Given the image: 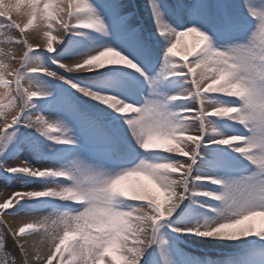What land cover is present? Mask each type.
Instances as JSON below:
<instances>
[{"label":"snow or ice","instance_id":"obj_1","mask_svg":"<svg viewBox=\"0 0 264 264\" xmlns=\"http://www.w3.org/2000/svg\"><path fill=\"white\" fill-rule=\"evenodd\" d=\"M26 4L23 24L0 9V180L20 179L24 187L40 181L43 188L12 192L0 203V217L46 215L18 229L0 218V264H118V258L123 264H175L166 230L211 239L264 238V227L245 223L264 217V10L251 0H179L175 6L149 0L154 44L120 6H113L109 19L91 0ZM81 29L108 40L79 59L56 57L53 63L68 74L91 72L87 84L48 68L40 51L55 53L69 33L84 35ZM189 36L199 37L201 46L177 52ZM117 65L141 72L143 81L112 67ZM42 76L76 91L34 83ZM163 81L176 91H162ZM237 85L244 91L233 94ZM176 101L184 103L174 109ZM223 118L232 123L222 132ZM22 128L32 132L25 135ZM156 137L170 146L147 147ZM13 143L12 162L19 163L5 158ZM20 150L53 163L37 167ZM138 175L159 194L122 186ZM32 200L39 205L24 203ZM186 200L216 215L202 223L172 220ZM102 212L123 223L104 227L108 216ZM9 239L16 254L8 250ZM154 246L159 257L149 253ZM249 264H264V255Z\"/></svg>","mask_w":264,"mask_h":264},{"label":"bare ground","instance_id":"obj_2","mask_svg":"<svg viewBox=\"0 0 264 264\" xmlns=\"http://www.w3.org/2000/svg\"><path fill=\"white\" fill-rule=\"evenodd\" d=\"M138 4L140 3L141 7V11H142V16L144 18V22L147 25V27L149 28L150 32H144V36L147 35L146 33H149V40L152 41L154 44L156 43V40L154 39L156 36H158V33L156 32V26L155 23L153 22L152 19V15H151V9L149 6V0H137ZM92 2V0H91ZM160 2L162 4L166 3L169 5H173L171 3V0H160ZM179 0H176V3L178 4ZM239 0H233V3L236 4L238 3ZM98 9L101 10V12L108 17L109 19L111 18V13H112V9L113 6H120L123 8V11L125 12V14L130 10H131V4L128 0H103V1H98V2H92ZM174 6V5H173ZM254 8H256L257 10H264V5H255L253 6ZM174 11L173 14H171L169 16V19L172 20L173 23L176 22V20L173 18L174 17ZM131 24L133 26H137L138 23L132 19L131 20ZM76 35H73L72 33H69L67 36H65L63 43L59 46V48L57 49V51L55 53H52L54 56L60 57L61 59L64 60H73V59H79L81 58V56H86L88 54H90V52H95L99 49V47L107 42L108 38L104 37V39H91L92 36L85 34L84 39L82 40V43H78L73 37H75ZM102 37V38H103ZM77 44V46L79 45V47H73V45ZM185 45H187L188 49H192L194 47H199L201 46V42H199L197 39H194L192 36L186 37L184 44L178 46L177 48V52L183 53L185 51ZM70 48V50L72 51L75 48H78V51L75 53H71V54H67V57H61L62 54H64L65 52L68 51V49ZM43 51V50H42ZM46 53V52H44ZM131 59V57H129ZM190 58V57H189ZM174 60H179V57L173 58ZM134 63H138L137 61H133ZM139 66V65H138ZM112 67H123L125 68V70L127 72L130 73H134L137 77H140L141 81H143V76L141 74V72H137L136 69H128L126 65H117V66H112ZM160 69L159 67L156 69V71L158 72ZM74 76L77 77H81L85 80H91L93 74L91 72L89 73H83V74H75ZM70 79H72V77H69ZM34 83L40 84L38 81H34ZM167 81H163L160 85L161 90L164 91L165 93H168L169 91H176V89H169V86L167 84ZM184 87H189L187 85H184ZM149 91V89L147 90V92ZM146 92V93H147ZM137 96L139 97V92H137ZM120 99H122V97H118ZM227 98V97H225ZM87 99V98H86ZM228 99V98H227ZM183 102V101H180ZM179 101H176L175 104L172 105V107L174 109H176V106L178 107V104L180 103ZM125 114H131V113H125ZM232 123L231 120H228ZM222 128V129H221ZM228 129L225 127H220V131H227ZM32 131V130H31ZM42 139V138H41ZM162 147H167L170 146L167 142L164 141H160L158 142ZM47 150V149H46ZM159 155L161 157L163 156H168V153H164V152H160ZM172 159H183L182 157L179 156H173ZM12 162V160H11ZM49 164H51L50 160L48 161ZM12 163H19L16 161H13ZM53 163V161H52ZM48 163H43L42 166H48ZM14 186V188H16L15 190H17V188L19 190L25 189L26 187L21 185L20 181L14 182L12 184ZM207 185V183L205 184ZM28 186V184H27ZM122 186L130 189L131 187L135 186V187H143L149 191H154V193L159 194V190L156 188V185L153 184V182L146 176H142V175H138V176H132L129 177L127 180L122 182ZM29 187V186H28ZM31 190H36L34 187L30 188L28 191ZM9 191L6 190L0 183V203H2L8 196ZM121 200L124 201L125 204H134L136 202L132 201L130 198H126V197H121ZM205 202L206 200L210 199V198H202ZM35 203L37 202V200H32ZM30 202V201H28ZM31 206V205H30ZM37 206V205H36ZM188 209H190V207H188ZM193 210H197L195 213L192 214L191 216V220L188 223H196V222H203V220L205 218H211V217H199V214L205 210L199 207V205H196L195 208L192 209ZM43 215H46V213H36V214H21L17 217H7L6 220L14 227V228H19L24 226L25 223H34L37 220H39ZM176 215V214H175ZM174 215V216H175ZM173 216V217H174ZM180 221H182L181 218H177ZM176 219V220H177ZM175 220V219H172ZM182 222H186V220L182 221ZM246 224H251L254 225L256 230H260V228L262 226H264V217L261 216H256L251 218L249 221L245 222ZM176 232H168L167 234L171 237H173V234ZM177 234V233H176ZM188 238H190L192 241H196L197 242H202L205 243V245H201L205 251L200 252V251H196V250H191V251H187L185 249L184 245L182 246V254H187L186 252H192V254L194 256H189V254L186 256H177L175 255L172 251H170L171 253V258L175 261V264H191V262L199 259V260H203V262H205V264H208V262H211V264H249V262L252 261H256L259 260L261 258L262 255H264V252H261L257 249H251L250 251H247L246 249H244V247H246V245L244 244V241H258L259 245L262 244L264 245V238L255 236V235H251L245 238H240V239H236V240H229V239H211V238H206L205 237H200V236H195L193 234L190 233V235H187ZM165 238L169 240L168 237ZM197 238V239H196ZM32 244V239H29V246ZM175 243L173 242L172 245H174ZM199 245V243H197ZM197 245V246H198ZM200 246V245H199ZM218 250V251H216ZM193 251L195 253H193ZM231 253H230V252ZM155 253V255L157 257H159V249H156L155 246L153 249H149V253ZM252 257L251 259L248 260H237V257H242V258H248V257ZM53 264H56V262L54 261ZM118 264H123L122 261L119 260L118 258ZM162 264V262H161Z\"/></svg>","mask_w":264,"mask_h":264},{"label":"clouds","instance_id":"obj_3","mask_svg":"<svg viewBox=\"0 0 264 264\" xmlns=\"http://www.w3.org/2000/svg\"><path fill=\"white\" fill-rule=\"evenodd\" d=\"M0 9L4 11H12L14 18L17 22L23 24L28 18L27 4L26 0H0ZM194 39H199V37H193ZM226 80L227 77H224ZM244 89L237 85L233 86L232 93L239 94L243 92ZM231 111L230 109H224L223 112ZM162 141V138L156 137L150 140L147 144V147H154L158 142ZM68 195L72 198H79L78 195L74 192H69ZM101 215L108 216L107 222L103 225L104 227L114 226L117 223H123L119 218L111 217L106 212H102ZM226 230L235 231L237 229L234 226H225ZM264 227V226H262Z\"/></svg>","mask_w":264,"mask_h":264},{"label":"rangeland","instance_id":"obj_4","mask_svg":"<svg viewBox=\"0 0 264 264\" xmlns=\"http://www.w3.org/2000/svg\"><path fill=\"white\" fill-rule=\"evenodd\" d=\"M251 3H252L253 6H255V5H261V4L264 5V3L261 2V0H251ZM68 53H71V51H68ZM65 56H66V54H63L62 57H65ZM228 99H230V98L228 97ZM10 145H14L13 148L16 149V144H15V143L10 144ZM10 145H9V146H10ZM16 150H17V149H16ZM10 152H12V151H10ZM27 154H28V153H27ZM30 154H35V153L30 151ZM5 155H10L9 151H8ZM36 156H37V155H36ZM40 161H41V160H40V157L37 156V158L35 159V164L39 165ZM0 174H2V171L0 172ZM0 183H1V185H2L6 190L9 191L8 196L11 195L12 192L15 191V188L11 187V186H10V183L7 184L5 181H2V180H0ZM42 188H43V185H41V182L39 181V182L37 183L36 190H41ZM20 191H23V190H20ZM24 191H26V190H24ZM27 191H28V190H27ZM153 192H154V191H153ZM8 196H7V197H8ZM6 217H7V216H6ZM185 234H186V235H190V233H185ZM196 239H197V238H196ZM205 239H206V238H205ZM197 241H198V240H196L195 243H199V245H205V243L197 242ZM7 244H8V250H9L10 252H12L13 254H16V249H15V247H14L13 242H12L11 239L8 240Z\"/></svg>","mask_w":264,"mask_h":264}]
</instances>
